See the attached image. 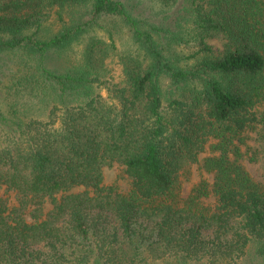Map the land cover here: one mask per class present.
<instances>
[{
  "label": "trees",
  "instance_id": "16d2710c",
  "mask_svg": "<svg viewBox=\"0 0 264 264\" xmlns=\"http://www.w3.org/2000/svg\"><path fill=\"white\" fill-rule=\"evenodd\" d=\"M5 57L0 264H264V0H0Z\"/></svg>",
  "mask_w": 264,
  "mask_h": 264
},
{
  "label": "rangeland",
  "instance_id": "374dc122",
  "mask_svg": "<svg viewBox=\"0 0 264 264\" xmlns=\"http://www.w3.org/2000/svg\"><path fill=\"white\" fill-rule=\"evenodd\" d=\"M133 3H136L137 0H132ZM143 6V5H142ZM141 8V7H138ZM55 27V26H54ZM50 30H55L53 26L50 27ZM49 30V31H50ZM125 43V42H124ZM209 45L216 51L221 50L222 41L220 39H209ZM5 62L0 64V96L2 105H6L5 102H22V103H31L36 100H31L30 98L16 96L15 91L11 88L12 82L11 77L16 72L17 66L15 62L9 60L5 57ZM16 60V58H14ZM108 70L110 73V77H112V82H117L118 77L120 75V67L116 64V61L113 60L110 64H108ZM102 96H105V91L101 92ZM250 136H252L250 134ZM254 137V136H253ZM246 144L250 146H257V143H254L252 139L246 140ZM206 151L200 155L201 158L208 156L210 153L208 151V146L206 147ZM241 151L245 152L246 147L241 146ZM256 159L254 161L242 160V164L246 171L250 174V176L257 181L264 188V154L260 151L257 152ZM250 156V154H249ZM205 180L209 185L212 183V176L200 170L197 165L188 166L183 173L179 176V184H180V194L179 198L183 203L191 194L194 188H196L201 181ZM103 184L105 186H114L118 192L126 193L129 191V180L124 173L123 168L113 163L111 166L104 167L103 169ZM76 191H79L77 189ZM9 198V202L11 205L15 204V197L13 194L5 195ZM200 205L204 206L206 209L211 210L214 206V198L212 193L208 197H202L199 199ZM51 209L50 205H45L44 212H48Z\"/></svg>",
  "mask_w": 264,
  "mask_h": 264
}]
</instances>
